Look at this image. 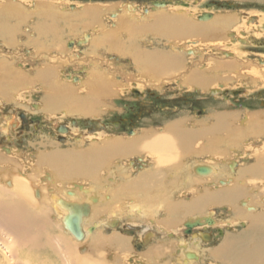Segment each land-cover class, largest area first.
<instances>
[{"label": "rangeland", "instance_id": "1", "mask_svg": "<svg viewBox=\"0 0 264 264\" xmlns=\"http://www.w3.org/2000/svg\"><path fill=\"white\" fill-rule=\"evenodd\" d=\"M163 2L166 4L155 5ZM3 6L20 15L2 16L13 30L11 41L0 38V61L23 72L26 82H11L0 89V136H4L0 159L18 165L15 169L14 164L0 161V182L5 185L0 187L8 189L11 198L19 195L15 182L22 181L30 191L24 198L31 211L26 216L32 219L34 213L52 227L42 236L37 230L32 234L43 243L44 235H49L55 256L51 250L49 254L41 250L39 258L46 261L32 260L34 252L26 253L16 242L18 225H11L1 213L0 264H235L231 256L220 253L224 243L236 248L231 251L233 256L241 253L240 260H247L244 254L259 248L264 228L258 234H245L249 223L240 214L234 216L228 206L212 204L201 212L168 207L191 204L198 196L217 192L218 187L264 183V177L251 180L247 173H239L258 166V156L261 164L257 168H264V0H0V9ZM86 8L93 13L83 14ZM203 14L209 17L201 19ZM174 19L171 33L169 24ZM227 19L233 23L223 24L219 32L210 31ZM179 20L189 29L187 33L178 32ZM49 24L55 32L47 34L43 27L41 34L36 30ZM47 70L54 71L52 78L46 77ZM80 104L91 113L75 112ZM21 113L35 116L43 124L21 133L19 140L15 128ZM220 117L221 121L215 120ZM87 121L98 122V128ZM178 122L181 128L204 137L187 149L179 164L155 171L164 175L152 191L136 186L140 173L147 176L154 169L153 159L145 151L104 153L91 176L58 179L53 176L55 167L44 161L46 154L58 149L104 150L114 141L131 142L142 133H160ZM66 123L69 133L58 141L57 127ZM199 168L204 170L202 177L197 175ZM210 168L214 169L212 175H206ZM66 191L76 196L72 198ZM55 196L67 201L64 207L84 204L98 211L94 222L107 240L90 247L88 242L72 238L53 209ZM254 200L262 203L261 198ZM253 212L262 213V208L256 204ZM89 213L84 221L91 220ZM204 235L209 238L204 240ZM121 237L126 239V248L114 246ZM158 244L164 249L159 257L153 251Z\"/></svg>", "mask_w": 264, "mask_h": 264}, {"label": "bare ground", "instance_id": "2", "mask_svg": "<svg viewBox=\"0 0 264 264\" xmlns=\"http://www.w3.org/2000/svg\"><path fill=\"white\" fill-rule=\"evenodd\" d=\"M11 6V5H10ZM14 10V9H13ZM12 9H9L7 6H3L2 9H0V38H2L4 41L7 39L9 41H11L9 38V36L11 35L12 33V30H13V27L12 25L9 24V22H7L6 20L3 21V18L2 16L6 15V16H9L11 15L12 17L14 16H17L19 17V11L16 10V11H13ZM132 10V9H130ZM92 11L91 9L89 10L88 8H86L84 11H83V14L85 15H88V13ZM35 13V12H34ZM90 13H93V12H90ZM167 18V17H166ZM169 18V17H168ZM167 18V19H168ZM172 19V18H170ZM170 22V20H168ZM175 22L176 20H172L169 24V26H171V29L169 32H174L175 30L174 29V25H175ZM184 22V21H183ZM182 22L181 26H180V30H178V32L180 33H185L186 31H189V29L187 30L186 27L184 26L185 24ZM229 23H233L232 20H228L225 21V22H222L220 23V25L217 27L215 26H211V32L215 33V29L217 30V32L220 31L221 29V26L224 24V25H228ZM177 25V24H176ZM183 25V26H182ZM216 25V24H215ZM231 25V24H229ZM50 26V27H49ZM48 25H41L40 28L36 29L38 31H42V27L44 28L43 29V32H52L53 29H51V25L49 24ZM227 27V26H226ZM15 28V27H14ZM173 28V29H172ZM190 28V27H189ZM169 29V27L167 28ZM193 29V31H196V28H191ZM198 30V29H197ZM202 30V29H201ZM41 31L39 34H41ZM55 32V30H53ZM58 31V29H57ZM53 32V33H54ZM179 33V34H180ZM187 33V32H186ZM48 34V33H47ZM195 34V33H193ZM201 34V33H200ZM219 34V33H218ZM198 35V34H197ZM203 35V34H202ZM182 36V35H181ZM206 36V35H205ZM11 37V36H10ZM184 37V36H183ZM106 38V37H105ZM170 38V37H169ZM104 41V40H103ZM7 43V42H6ZM9 43V42H8ZM96 43V42H95ZM102 43V41H101ZM113 43V42H112ZM126 43V42H125ZM37 44V43H36ZM114 44V43H113ZM9 45V44H8ZM125 45V44H124ZM34 46V45H33ZM135 46V45H134ZM39 46H37L38 48ZM123 47V46H122ZM95 48V47H94ZM40 49V48H38ZM120 51V50H119ZM128 51V50H127ZM138 52V50H137ZM124 54V53H123ZM144 54V52H143ZM169 54V53H168ZM162 55V54H160ZM133 56V55H132ZM154 56V55H153ZM164 56V55H163ZM178 57V56H177ZM137 58V57H136ZM143 58V57H142ZM141 58V59H142ZM151 58V57H150ZM171 58V57H170ZM155 58H153L154 60ZM180 60V59H179ZM159 61V60H158ZM6 62L7 61H0V89L3 90L5 88V86H7L8 84L10 85L11 82L15 83L18 82L19 80L26 82V78L23 77V72H18L14 69H12L10 67V65H12L11 63H9L10 65H6ZM142 62V61H141ZM150 63V62H149ZM147 63V64H149ZM146 64V63H145ZM175 64V63H174ZM141 65V64H140ZM143 65V63H142ZM154 65V64H153ZM160 65H162L160 63ZM165 65V64H164ZM163 65V66H164ZM91 66V65H90ZM149 66V65H148ZM177 66V65H176ZM183 66V65H182ZM8 67H10L11 69L9 70ZM146 67V66H145ZM157 67V66H156ZM171 68V67H170ZM143 69V68H142ZM179 69V68H178ZM181 69V68H180ZM184 69V68H183ZM34 70V69H33ZM162 70V69H160ZM171 70V69H170ZM175 70V69H174ZM151 71V70H149ZM168 71V70H166ZM41 72V71H40ZM54 71L52 70H47L46 71V74H48L46 76V74H44V76L46 77H49V78H52L51 74L53 73ZM153 72V71H152ZM156 72V71H155ZM161 72V71H160ZM165 72V71H164ZM163 72V73H164ZM44 73V72H43ZM168 73V72H166ZM169 74V73H168ZM172 74V73H171ZM170 74V75H171ZM153 75V74H152ZM193 75V74H192ZM35 76V75H34ZM101 76V75H100ZM145 76V75H144ZM159 76V75H158ZM188 76V75H187ZM191 76V75H190ZM189 76V77H190ZM199 76V75H198ZM197 76V77H198ZM3 77H6L7 79H3ZM42 77V76H41ZM98 77V76H97ZM164 77V75H163ZM9 78V80H8ZM25 78V79H23ZM43 78V77H42ZM158 78V77H157ZM160 78V77H159ZM162 78V77H161ZM98 79V78H96ZM155 79V77H154ZM29 80H32V79H29ZM39 80V79H38ZM49 80V79H47ZM52 80V79H51ZM104 80V79H103ZM161 80V79H160ZM194 80V79H193ZM198 80V79H197ZM5 81H8V82H5ZM41 81V80H40ZM44 81V80H43ZM97 81V80H95ZM42 82V81H41ZM99 82V80H98ZM203 82H205L203 80ZM21 83V82H20ZM18 83V84H20ZM45 83V82H44ZM89 83V82H88ZM87 83V84H88ZM92 83V82H91ZM196 83V82H195ZM50 84V83H49ZM86 84V85H87ZM191 84V83H190ZM201 84V83H200ZM27 85V84H26ZM55 85V84H54ZM53 86H51L52 88ZM56 86H54L55 88ZM60 87V86H58ZM102 87V86H101ZM47 88V87H46ZM61 88V87H60ZM49 89V88H48ZM56 89V88H55ZM64 89V88H62ZM66 90V89H65ZM56 92H59V89L55 90V93ZM65 94V93H64ZM74 94V93H72ZM71 94V95H72ZM58 95V94H57ZM63 95V94H61ZM67 95V94H66ZM69 95V94H68ZM57 97V96H56ZM69 97V96H68ZM67 99V98H66ZM89 99V98H88ZM59 101V99H57ZM61 100V99H60ZM79 101V100H78ZM86 101V100H85ZM57 102V101H56ZM60 102V101H59ZM67 104L71 102H68V99H67ZM78 103V102H77ZM52 105H54L53 103H51ZM69 104V105H70ZM84 104V103H83ZM86 104V103H85ZM51 105V106H52ZM72 105V104H71ZM81 107L80 108H76V111L75 112H78V113H81L83 115H87V114H90V109L87 110L86 108H84V106L82 107V104H80ZM72 107V106H71ZM69 110L73 111V108H70ZM96 111V110H95ZM94 113V112H93ZM263 114V113H261ZM260 115V114H259ZM258 115V116H259ZM1 116V115H0ZM221 116V115H220ZM222 117V116H221ZM220 118H216L215 120H219L221 121L222 119ZM224 117V116H223ZM261 119V118H260ZM180 121V120H179ZM264 122V121H263ZM263 122H262V125H263ZM183 123V122H182ZM196 123V122H195ZM259 125H260V122H257ZM256 123V125H257ZM181 123H174L172 125H169L167 126L164 130H161L160 133H142V135H140L139 137H136L133 139V141H129V142H121V141H114L113 145H110L108 146L107 148H105L104 150H98V149H94L92 148L90 151L87 152H66V151H61V150H55L51 153V155L49 154H46L45 156V159L44 161L46 162L45 164L47 165H50V167L52 168L53 166L55 167L54 171H53V176L56 178V176L58 177L59 179V176L60 177H69L72 176V175H78L79 177L80 176H84V175H87V174H91V171L94 167L96 166H99L102 159L104 158V156H102V154H114V153H117V152H132V151H135V150H139V151H145L148 156L152 157V164H153V167L154 169H152V171H150V174L145 176L144 174L140 173V176L138 179L139 182L136 183V186L138 187H142L143 188V191H152V188L154 187V185L156 184V182L158 180H160V178L164 175H162V172L161 173H158V172H155L157 170H161V168H165L166 167H171V165H174L175 163H180L182 161V159H184V156H186V154L188 153L187 152V149L190 151L192 149V145L195 143V142H198V140L202 137H204L202 134H199V133H196V132H191V131H188V130H185L183 128H181ZM206 125V124H205ZM261 125V126H262ZM0 126H3V124H0ZM194 127V126H193ZM192 127V128H193ZM264 127V126H263ZM63 128V127H62ZM0 129H3V127H0ZM203 129V128H201ZM205 129V128H204ZM208 129V128H207ZM245 129V128H244ZM247 129V127H246ZM257 129V128H255ZM262 129V128H261ZM196 130V129H195ZM209 130V129H208ZM258 130V129H257ZM198 131V130H197ZM65 132V131H64ZM207 132V130H206ZM210 133V131H209ZM138 136V135H137ZM208 136V135H207ZM212 136V135H211ZM210 136V137H211ZM211 139V138H210ZM212 141V139L210 140ZM215 141V140H214ZM112 144V143H111ZM209 145V144H208ZM103 148V147H102ZM101 149V148H100ZM202 151V150H201ZM128 152V153H129ZM197 152V150L195 151V153ZM200 151H198L199 153ZM101 153V154H100ZM144 153V152H143ZM264 152H262L263 154ZM191 154V153H190ZM120 155V153H119ZM255 155V154H254ZM260 155V154H259ZM118 156V155H117ZM124 156V155H123ZM121 156V157H123ZM120 157V156H118ZM261 157V156H260ZM260 157L258 156V166H260L261 164V161H260ZM1 158V157H0ZM126 158V157H125ZM149 159V158H148ZM257 159V158H256ZM264 162V156H262L261 158ZM4 160L6 159H3V162H2V159H0L1 163L3 164L4 163ZM181 160V161H180ZM9 162H5V164H9V163H12V160H8ZM144 161V160H142ZM15 162V161H14ZM109 162V161H108ZM146 162V161H145ZM255 162V161H254ZM262 162V163H263ZM110 163V162H109ZM149 163V162H148ZM14 163L11 164V166H13ZM43 164V163H42ZM105 164V163H104ZM150 164V163H149ZM254 164V163H253ZM147 165V163H146ZM16 166L18 167L17 164H14V168L16 169ZM181 166V165H179ZM211 166V165H210ZM234 166V165H233ZM257 164H255L254 166H248L247 168H244L242 170L239 171V173L241 171H243V174L244 173H247L249 176V178L251 180L253 179H262L264 177V171L261 167L257 168L258 167ZM142 167V166H141ZM175 167V166H174ZM203 167V166H202ZM208 167V166H207ZM148 168V167H147ZM201 168V166H200ZM199 170H202L200 169ZM257 168V169H255ZM164 169V170H165ZM168 169V168H167ZM171 169V168H170ZM192 169V168H191ZM194 169V168H193ZM206 169H209V168H206ZM205 169V170H206ZM230 171L232 168H229ZM98 170V169H97ZM173 170V169H172ZM172 170H169V171H172ZM213 168H210V170L207 171L206 175H212L211 173L213 172ZM221 170V169H220ZM149 171V170H148ZM167 171V172H169ZM198 171V170H197ZM218 171V170H217ZM225 172V171H224ZM223 172V173H224ZM229 172V171H228ZM145 173V171H144ZM173 173V172H172ZM178 173V172H177ZM188 173V172H187ZM215 173V172H214ZM227 173V172H226ZM180 174V173H179ZM202 172H199L197 175L202 177L205 173H203L202 175ZM13 175V174H12ZM90 175V176H91ZM144 175V176H143ZM222 175V173H221ZM246 175V174H245ZM49 176V175H48ZM191 176V175H190ZM52 177V176H51ZM194 177V176H193ZM89 178V177H88ZM213 178V177H212ZM216 178V177H215ZM9 179H10V176H9ZM53 179V178H52ZM65 179V178H64ZM189 179V178H188ZM235 179V178H234ZM242 179V178H241ZM7 179L5 178L4 181H6ZM11 180V179H10ZM13 180V179H12ZM193 180V179H192ZM238 181L240 180V178L238 177L237 179ZM245 180V179H244ZM249 180V179H248ZM51 181V180H50ZM198 181V180H197ZM234 181V180H233ZM241 181V180H240ZM264 181V180H263ZM159 182V181H158ZM247 182V181H246ZM257 182V181H256ZM7 183V182H6ZM27 183V182H26ZM54 183V182H53ZM197 183V182H196ZM200 183V182H199ZM203 184H205L204 182H202ZM213 183V182H212ZM254 183V181H253ZM0 186H5L3 184V182H0ZM134 184V183H133ZM103 185V184H102ZM163 185V184H162ZM246 185V186H245ZM244 188L241 187L240 184H236L234 186H226L225 188H217V192L213 191L211 192V194H204L203 196H198L191 204H187V203H175L174 204V207H168L169 210H172V209H175V210H184V211H188L189 209H191L192 211L194 212H201L204 207L208 206V205H212V204H219V205H224V206H228V209L229 211L233 212L234 216H236V214H240L241 215V219L242 220H246L248 223H249V226L248 228L246 229L247 230V233L245 234H250V231L252 232H257V234L259 233V230L262 231V229L264 228V183L262 184H257L256 187H252L248 186V183L245 184ZM252 185V184H251ZM259 185V186H258ZM93 186V185H92ZM199 186V185H198ZM255 186V185H254ZM0 215L3 214V218H8L10 224L12 225H18V229L16 232V235H17V238H16V242H18L19 244H21V249L23 248L24 251L25 250H30L34 255H32V260L36 261V262H39L41 261V263H44V261H46V259L44 258H39L41 256V250H46L47 253H48V250H51L50 254H52V256H55V253H54V248H52L50 246V241L48 240V236L44 235L46 237V240L44 238V243L42 242L41 239L39 238H34V235L32 234V232L34 233L36 230V232H39L40 235L42 236L43 233L47 232L46 229H52V227H50V225L47 223H45L42 220H39L38 219V215H36L35 217V214L33 213V217L32 219L28 216H26L25 213H31V211L26 208L27 207V202L24 200L25 197H27V194L30 193V191H28L24 184H22V181L21 182H15V189H16V195H18L17 200H15L16 198H11L9 196V190L8 189H5L2 187H0ZM51 188V187H50ZM73 188V187H72ZM76 188V187H75ZM158 188V187H157ZM74 189V188H73ZM163 189V188H162ZM197 189V188H195ZM41 192H45V191H41ZM200 192V191H199ZM66 194L67 195H70L72 198H74L76 196L75 193L71 192V191H66ZM195 194V193H194ZM85 195V194H83ZM155 196V195H154ZM13 197V195H12ZM85 197V196H84ZM151 197V196H150ZM166 197V196H165ZM23 198V199H22ZM109 198V197H108ZM260 199L262 200V203H258L256 202L254 199ZM85 200V199H84ZM61 201H64V200H61L59 198H56L55 196V199L53 201L54 203V206L53 204L50 203V206H53V209L54 211H56L55 213L61 217V221L63 222V217L66 216L67 212H68V206L64 207L62 204H61ZM74 202V201H73ZM79 202V201H78ZM166 202V201H165ZM48 203V202H46ZM76 203V202H75ZM81 203V202H80ZM84 203V202H83ZM146 203V202H145ZM74 204V203H72ZM90 204V203H89ZM152 204V203H151ZM258 205L259 207L262 208V213L259 212H253L255 210V205ZM68 205V204H67ZM78 205V204H77ZM94 205V204H93ZM81 206H83L81 204ZM80 206V207H81ZM148 206V205H146ZM156 206V205H155ZM160 206V205H159ZM167 206V205H166ZM73 207V206H72ZM89 207V206H88ZM182 207L186 208V209H183ZM166 208V207H165ZM28 209L29 212H25V210ZM72 209V208H71ZM90 209V213H89V218H91V220H89L88 218L84 221L82 219V222H81V227H82V232H83V237L82 239L78 240V241H81V240H84L83 242L85 244H87L88 242V246L91 247V245H96L99 243V241H105L107 240V238L105 236H103L100 232H98L97 230V222L95 223L94 222V219H97L96 215L98 214L97 212L98 211H94L92 210L91 206L89 207ZM95 209V208H94ZM148 210V209H147ZM33 211H35L33 209ZM151 211V209H150ZM156 211V210H155ZM154 211V213H155ZM158 211V210H157ZM36 212V211H35ZM63 212V213H62ZM144 212V211H143ZM147 212V211H146ZM170 212V211H169ZM168 212V213H169ZM182 212V211H180ZM179 212V214H180ZM2 213V214H1ZM62 213V214H61ZM97 213V214H96ZM135 213V211H134ZM133 213V214H134ZM153 213V212H152ZM153 213V214H154ZM158 213V212H157ZM24 214V215H23ZM137 214V213H136ZM149 214V212H148ZM152 214V215H153ZM138 215V214H137ZM181 215V214H180ZM87 217V216H86ZM240 219V218H239ZM211 220V219H210ZM204 221V220H203ZM91 222V223H90ZM41 223H43L44 225H42ZM64 223V222H63ZM99 223V222H98ZM116 223V222H114ZM112 223V224H114ZM42 225L44 226V228L41 226ZM108 224L110 225V223L108 222ZM208 224V223H207ZM64 226V225H63ZM92 226H95L93 227L92 231H91V228ZM39 227V228H38ZM95 229V231H94ZM90 230V231H89ZM67 231V230H66ZM35 232V233H36ZM68 232V231H67ZM70 234V232H68ZM262 234V233H261ZM36 235V234H35ZM169 235V237H171L170 235L171 234H167ZM70 236L72 238L73 235L70 234ZM246 236V235H244ZM118 237V236H117ZM41 238V237H40ZM120 238V237H118ZM121 240L119 242V244H116L114 243V246H118V248L122 249V248H126V239L125 238H122L121 237ZM148 236H147V240H148ZM230 239V238H229ZM146 240V241H147ZM168 240V239H167ZM129 241V240H128ZM166 241V240H165ZM236 240L233 241V243H235ZM145 243V242H144ZM229 243V242H228ZM232 243V242H231ZM261 243H264L263 241H260L259 242V248L253 250V252H247V254H244V256L246 255V257L248 258L247 260L243 259V260H240L241 258V253L240 252H234V255H237V256H233V252H231L232 250L236 251L233 246L230 247L229 244L227 243H224V247L223 249L221 250L222 252V255H224L225 257L227 256H231V258H233L235 261V264H263V263H260V260H264V248L262 247L263 244ZM65 245V244H64ZM104 245V244H103ZM146 245V244H145ZM229 246V247H226V246ZM67 246V245H66ZM65 246V247H66ZM77 246V245H75ZM99 246V245H98ZM69 247V246H68ZM95 247V246H94ZM258 247V246H256ZM77 248V247H76ZM93 248V247H92ZM38 249V250H37ZM79 249V248H78ZM225 250V251H224ZM23 251V252H24ZM154 255L155 256H160L163 252H164V249H162V247L160 246V244H158V246H156L154 248ZM243 251V250H242ZM27 253V251H25ZM29 252V251H28ZM84 252V251H83ZM22 253V252H21ZM19 253L18 256L21 254ZM70 253V252H68ZM72 253H74V249H72ZM237 253V254H236ZM24 254V253H23ZM49 254V253H48ZM80 254V253H79ZM192 254V253H191ZM249 254H251V256H249ZM46 255V254H44ZM73 255V254H72ZM22 256V255H20ZM25 256V255H24ZM28 256V254H27ZM30 256V255H29ZM82 256V255H81ZM92 256V255H91ZM185 256V255H184ZM82 259V257H81ZM80 260V259H79ZM85 260H88V259H85ZM240 260V261H239ZM84 261V260H83ZM90 261V260H89ZM102 261V260H101ZM105 261V260H104ZM88 262V261H87ZM93 262V263H92ZM90 263H83V264H95L94 261H92ZM233 263V262H232Z\"/></svg>", "mask_w": 264, "mask_h": 264}, {"label": "water", "instance_id": "3", "mask_svg": "<svg viewBox=\"0 0 264 264\" xmlns=\"http://www.w3.org/2000/svg\"><path fill=\"white\" fill-rule=\"evenodd\" d=\"M165 4L166 3L163 2V3H156L155 5L161 6V5H165ZM208 17H209V15L203 14L201 19H205V18H208ZM237 40L239 42H243L240 39H237ZM24 117H25L24 114L21 113L20 114V118L24 119ZM87 123H89V125L95 127V129L98 128L97 127L98 122H96V121H87ZM58 131L59 132H63L62 130H58ZM200 172L203 173L204 170H200ZM66 202L67 201H65V202L62 201L61 204L63 205ZM67 206L69 207V209H68V212H67L66 216L63 217L64 227H65V229L68 232H70V234L73 235V237L76 240H80L83 237V232H82V227H81L82 218L88 216V213H89L90 209H89V207L87 205H84V204H83V206L80 207V205L69 203ZM186 226H187L188 230H190L191 227L189 225H186ZM92 229H93V226H92L91 230ZM207 238H209L208 235H204V240H206Z\"/></svg>", "mask_w": 264, "mask_h": 264}, {"label": "flooded vegetation", "instance_id": "4", "mask_svg": "<svg viewBox=\"0 0 264 264\" xmlns=\"http://www.w3.org/2000/svg\"><path fill=\"white\" fill-rule=\"evenodd\" d=\"M24 116H25L24 119L19 118L18 126H17V128H15L16 129L15 131H17L16 132L17 138L19 140H21V138H22V136H19L21 133L29 132L30 129L32 127H34V125L36 127V124H38V125L41 124V126L43 124V122L39 118H37L35 116H32L30 114H26V113L24 114ZM73 124L74 125L78 124V122L74 121ZM13 126H16V124H14ZM58 130H62L63 132H59ZM87 131L88 130H85V132L83 131V133H87ZM57 132H58V134L55 135L57 137V140L58 141H64L65 140V136H63V135L69 133V125L67 123L59 125L57 127ZM1 143H4V136H0V144Z\"/></svg>", "mask_w": 264, "mask_h": 264}, {"label": "crops", "instance_id": "5", "mask_svg": "<svg viewBox=\"0 0 264 264\" xmlns=\"http://www.w3.org/2000/svg\"><path fill=\"white\" fill-rule=\"evenodd\" d=\"M88 9L90 10L91 8H88ZM90 12H92V11H90ZM90 12H89L88 14H91ZM137 13H138V12H135V14H137ZM135 14H134V15H135ZM150 14H154V13L151 12ZM146 17H148V16H146ZM133 18H134V17H133ZM179 21H180L181 24H182L183 21H182V20H179ZM148 23H149V22H147V24H148ZM168 23H169V22H168ZM147 24H145V25H147ZM149 26H150V25H149ZM252 118H254V117L252 116ZM259 119H260V118H259ZM260 120H261V119H260Z\"/></svg>", "mask_w": 264, "mask_h": 264}]
</instances>
